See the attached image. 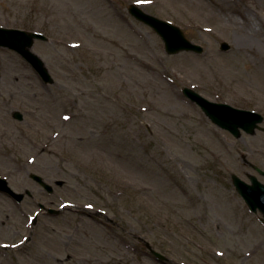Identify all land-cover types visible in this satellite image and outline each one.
<instances>
[{
  "label": "rangeland",
  "instance_id": "rangeland-1",
  "mask_svg": "<svg viewBox=\"0 0 264 264\" xmlns=\"http://www.w3.org/2000/svg\"><path fill=\"white\" fill-rule=\"evenodd\" d=\"M131 3L203 51L169 54ZM0 26L43 32L54 78L0 46V176L31 192H0V264H264L231 179L264 182V129L236 137L183 91L264 114V0H0Z\"/></svg>",
  "mask_w": 264,
  "mask_h": 264
},
{
  "label": "water",
  "instance_id": "water-1",
  "mask_svg": "<svg viewBox=\"0 0 264 264\" xmlns=\"http://www.w3.org/2000/svg\"><path fill=\"white\" fill-rule=\"evenodd\" d=\"M129 12L141 22L153 27L163 39L165 48L169 54L189 50L195 52L203 51V47L188 39L179 26L145 12L135 4H130ZM37 39L48 40V37L40 32L0 26V46L11 48L20 53L38 71L46 83H53L54 78L46 66L45 61L32 50L35 40ZM221 47L223 50H228L230 46L224 42ZM184 93L196 102L213 122L231 131L236 137L242 135V130L254 134L257 128L263 129L260 123L264 121V116L257 111L236 108L227 103L211 101L190 88H184ZM13 115L18 119H23V114L19 111H15ZM250 165L264 176L263 169L252 163H250ZM30 176L44 186L49 192H53V186L48 184L43 177L35 173H30ZM248 176L251 183L233 173V184L242 195L249 208L254 212H257L259 209L264 216V183L254 174H249ZM62 183L63 181L61 180L57 181L59 185ZM0 191L9 193L19 202L25 197V193L15 192L9 186L7 179L1 177ZM26 193L31 195L29 190H26ZM41 206L44 207L43 205ZM48 211L53 214L58 213L57 210L51 208ZM261 220L264 222V217ZM148 247L160 261L164 262L168 259L162 253L154 250L151 245L148 244Z\"/></svg>",
  "mask_w": 264,
  "mask_h": 264
},
{
  "label": "bare ground",
  "instance_id": "bare-ground-1",
  "mask_svg": "<svg viewBox=\"0 0 264 264\" xmlns=\"http://www.w3.org/2000/svg\"><path fill=\"white\" fill-rule=\"evenodd\" d=\"M248 38L249 37H243V38H241V36H239L238 38H237V42L238 43H241L242 41H243V39H245L246 41H248ZM250 39V38H249ZM251 40V39H250ZM144 67L146 68V69H148V70H151V69H153V68H155V65L153 64V63H148V62H145L144 61ZM27 227H28V225H26V227L24 228V229H27ZM2 246L4 247L5 245H0V248H2Z\"/></svg>",
  "mask_w": 264,
  "mask_h": 264
},
{
  "label": "snow or ice",
  "instance_id": "snow-or-ice-1",
  "mask_svg": "<svg viewBox=\"0 0 264 264\" xmlns=\"http://www.w3.org/2000/svg\"><path fill=\"white\" fill-rule=\"evenodd\" d=\"M138 2H143V0H138Z\"/></svg>",
  "mask_w": 264,
  "mask_h": 264
},
{
  "label": "trees",
  "instance_id": "trees-1",
  "mask_svg": "<svg viewBox=\"0 0 264 264\" xmlns=\"http://www.w3.org/2000/svg\"><path fill=\"white\" fill-rule=\"evenodd\" d=\"M102 207V206H101Z\"/></svg>",
  "mask_w": 264,
  "mask_h": 264
}]
</instances>
